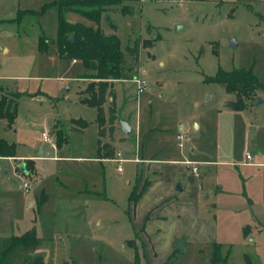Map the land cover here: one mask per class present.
Segmentation results:
<instances>
[{
	"label": "rangeland",
	"instance_id": "1",
	"mask_svg": "<svg viewBox=\"0 0 264 264\" xmlns=\"http://www.w3.org/2000/svg\"><path fill=\"white\" fill-rule=\"evenodd\" d=\"M8 1L0 5V87L19 99L15 130L2 126L1 136L16 145L15 158L44 149L59 160L33 163L31 176L15 173L12 159L4 162L0 198L8 206L0 213L14 212L2 233L33 229L50 242V264H211L215 244L224 245L221 258L230 251L227 264H264V0H104L92 6L101 31L121 43L125 74L146 84L142 93L135 83L114 85L121 123L136 127L138 120L140 126L138 133L116 137V151L126 160L121 172L112 161L96 160L95 109L81 103L83 89L98 81L57 54V8L51 5L58 0ZM65 19L98 27L77 14ZM39 37L46 50L39 49ZM135 46L136 55L125 51ZM234 70L251 71L263 85L252 94L258 106L232 110L237 97L210 82L217 72ZM79 121L88 123L83 132L73 130ZM48 124L60 133L43 131ZM180 128L191 137L183 149L175 141ZM42 131L58 151L43 143ZM153 159L166 183L190 179L202 190L180 199L196 209L198 220L179 209L147 236L138 232L144 209L165 187L139 202L144 167L134 160ZM186 159L205 163L198 166L199 179L168 163ZM149 177L160 182L157 174ZM24 183L27 193L20 189ZM181 239L186 244L174 250Z\"/></svg>",
	"mask_w": 264,
	"mask_h": 264
},
{
	"label": "trees",
	"instance_id": "2",
	"mask_svg": "<svg viewBox=\"0 0 264 264\" xmlns=\"http://www.w3.org/2000/svg\"><path fill=\"white\" fill-rule=\"evenodd\" d=\"M104 0H58L51 6L57 8V34L56 48L60 58L68 61L79 62L85 71L86 77L98 84L88 86L83 91L81 102L96 109V124L98 128V154L100 158L114 159L115 148L112 146L116 110L114 105V90L112 84L116 81L129 80L123 70L125 55L119 39L114 35H106L99 28L98 11L94 4ZM121 1V0H119ZM50 6L42 9V12ZM66 13L77 14L98 27L94 28L82 23H70L65 19ZM73 38V42L70 38ZM46 41L39 39V49L46 50ZM131 55H136V46L132 49L125 48ZM210 82L221 85L227 94L235 95L239 102H231L229 107L235 111L246 109L254 100L252 94L262 86L251 71L234 70L232 72L219 71ZM3 91L0 88V92ZM4 93V92H3ZM112 99L109 101V99ZM19 95L6 93L0 96V126L4 123L10 129L17 115ZM108 104V106H107ZM106 106V108H105ZM83 128L87 123L82 124ZM108 134L111 143H104L102 139ZM16 145L8 143L0 135V158H15ZM27 169L33 170V164L25 163ZM150 182H145L137 198L144 194ZM247 228L244 232L246 233ZM46 241L36 236L35 231L29 230L21 236L0 238V264H47L40 250ZM222 245L215 244L212 250L211 264H227L228 250L224 257H220Z\"/></svg>",
	"mask_w": 264,
	"mask_h": 264
},
{
	"label": "crops",
	"instance_id": "3",
	"mask_svg": "<svg viewBox=\"0 0 264 264\" xmlns=\"http://www.w3.org/2000/svg\"><path fill=\"white\" fill-rule=\"evenodd\" d=\"M9 1L8 0H0V5H2V4H6V3H8ZM2 10H4L3 8H1ZM7 21H9V19H7V20H5L4 22H7ZM3 22V23H4ZM1 26H3L2 24H0ZM41 37H39V39H40ZM3 53L4 54H7L8 53V51L3 47ZM3 54V55H4ZM69 65H71V67H73V66H76L78 63H77V61H75V60H72V61H69ZM81 65V64H80ZM82 67V66H81ZM136 71V70H135ZM85 72V71H84ZM139 72H140V70H139ZM136 73V72H135ZM83 73H81V74H79V76H78V80H81V79H79V77L82 75ZM143 76H145L146 74L145 73H141ZM135 78H137V75L136 76H134V77H131L129 80H122V81H116V82H114L113 84H112V88H113V90H114V85L116 84V83H120V82H130V83H134V80H135ZM1 79V78H0ZM158 85H160L159 83H157V86ZM160 87V86H159ZM0 88H2V87H0ZM3 89V88H2ZM83 91H84V89H83ZM3 92L4 93H13V92H9L8 90L7 91H5L4 89H3ZM3 92L1 93L0 92V96L1 95H3ZM83 93V92H82ZM114 94H115V98H114V105H115V110H116V122H115V125H114V133H113V140H112V143L110 142V138H109V135L108 134H106L105 135V137L102 139V141L104 142V143H111L112 144V146L115 148V141H116V137H117V135H119V132H120V135H122L124 138L125 137H127V136H131V135H133V134H135L136 133V131H137V133H138V130H140V126H138L137 124H138V120H137V123H136V127H131L130 125H128L127 124V126L131 129V134L130 135H126V134H124L123 132H122V130H121V126H120V123H121V120H120V118L118 117V115H117V103H116V92H115V90H114ZM39 98V96H37V97H35V99H38ZM31 99H33V98H31ZM82 99V98H81ZM112 99L110 98L109 99V101H111ZM82 103V102H81ZM83 104V103H82ZM251 105V104H250ZM137 106H138V104H137ZM252 106V105H251ZM17 110H18V107H17ZM95 115L97 116V112H96V109H95ZM96 116H95V119H94V122H95V125H96V128H97V124H96ZM16 118H17V115H16ZM16 118H15V121H16ZM80 122H85V123H87L86 121H79V122H76L74 125L76 126V128H74L73 130H76V131H79V132H83L87 127H84L83 128V126L82 125H79V123ZM15 123L16 122H14V124H13V126L10 128V129H6L5 128V125H4V123L0 126V135H1V127L3 126L4 128L3 129H5L4 131L5 132H11V131H14L15 130V128H14V126H15ZM88 124V123H87ZM51 128H54L55 129V131L56 132H58V133H60L59 132V129H58V126L57 125H55V124H53V125H51V124H48L47 125V128L45 129V130H43V131H47V130H49V129H51ZM35 129L36 130H39V128L37 127V125H35ZM180 130H181V132L183 131L182 130V128H180ZM43 131L41 132V134L43 133ZM137 136V135H136ZM177 136V135H176ZM176 136H175V141H176ZM2 137V136H1ZM188 137L190 138V140H189V142H191V137L188 135ZM3 139H5L4 137H2ZM106 138H108V139H106ZM6 140V139H5ZM42 140V139H41ZM7 141V140H6ZM97 141H98V128H97ZM188 142V143H189ZM9 143V142H8ZM44 143V142H43ZM176 143H177V141H176ZM187 143V144H188ZM14 144V143H13ZM45 145H47L48 146V144H46V143H44ZM43 144V145H44ZM97 144V143H96ZM58 144L56 145H53V147H51V146H49L50 148V150L52 149V151L53 152H56V151H58ZM187 146V145H186ZM45 147V146H44ZM41 148H42V146H41ZM18 149V148H17ZM118 151H116V148H115V157H114V159L115 158H120V159H122V160H125V159H123V158H121L120 157V153L118 152ZM195 152H196V148L195 147H190V149H189V153L190 154H195ZM96 153H97V159L96 160H98V161H102V160H107V161H112L113 162V160L114 159H104V158H100V156H99V154H98V145H97V148H96ZM47 154H49V152H47ZM12 159V161L11 162H13V166H14V169H15V164L17 165V168H19V166L21 165V164H24V166L26 165L25 163L26 162H30V163H36V162H45V161H53V160H59L58 158H49V157H46V152L44 151V149H41V150H39V153L38 154H34V155H28V156H25V157H23V156H17L16 158H0V175H6L7 174V172H8V168L7 167H5L4 165H5V163L4 162H10L9 160H11ZM187 161H189V162H191V163H196V161H194V159H186ZM246 160L247 161H251L252 159H251V157H250V159H247V156H246ZM16 161V162H15ZM125 162H126V160H125ZM134 162L135 163H137V164H141V165H143V167H144V169H143V171H141V176H140V179L142 178L143 179V184H142V186L144 185V183L145 182H150V184H149V186L147 187V189H146V191L144 192V194L143 195H141V197H139L140 199H139V202H141V201H143L146 197H148L149 196V194H150V192L153 190V189H156V188H160V187H165V191H164V193L163 194H160V195H156V197H154V198H152V199H150V202H149V205L147 206L146 205V207H145V209H144V215H143V217H144V220H143V224H142V227L139 229V231L138 232H140V234H146L147 236H148V233H151V232H154V230L156 229V228H160V227H162V228H164L165 227V224H166V222L168 221V219L170 218V217H173L174 216V214L175 215H177L178 214V210L179 209H181V211H182V213H190V214H193L194 215V219L195 220H198L197 219V215H196V209H195V212L193 211V208H191L190 207V209L189 208H185V207H183L182 206V203H180V199L182 198V199H185L184 197H186V199L187 200H190V198L189 197H192V196H194V197H198V195H199V192L202 190L201 189V185L199 184L198 186H197V184H195V183H193L190 179L187 181V183L186 184H184V183H180L181 184V186L183 187V189H184V191L182 192V193H177V192H175V190H174V188H175V184L173 183V181L172 180H169V183L167 182H165V181H163L164 179H165V175H164V173H163V168H158V167H156V165L155 164H157V162H156V160H150L149 162H147V163H144V162H142V161H139V160H134ZM114 164H116V165H118L117 163H115V162H113ZM168 163L170 164V166H173V165H175V166H181L182 168V170L183 169H185V171L186 172H188V173H191L192 174V172H191V167L190 166H188V165H185V163L184 162H181V161H177V160H174V161H168ZM212 163V162H211ZM213 164H216V163H213ZM203 165H205V163H203V164H200V165H197V167L198 166H203ZM242 165V164H241ZM244 166H247V167H250L251 166V163H246ZM4 167L6 168V173L5 174H3V169H4ZM16 170H18L19 171V169H15V173H17L16 172ZM26 171V170H25ZM184 171V170H183ZM20 172V171H19ZM27 174H30V176L32 175L31 174V170L30 169H28L27 171ZM143 172V173H142ZM198 173H199V168H198ZM18 175H19V173H17ZM21 174H22V172H21ZM36 174V173H35ZM148 174V175H147ZM149 174H157V176L159 177V179H160V182H158L157 180H150V177H149ZM24 175H26V174H24ZM37 175V174H36ZM193 175V174H192ZM144 176H145V178H144ZM193 177L194 178H197V179H199L200 178V174H199V176L198 177H195L194 175H193ZM37 179H38V175H37ZM141 179V180H142ZM142 188V187H141ZM20 189L22 190V188H21V186H20ZM221 189V191H223L222 190V188H220ZM85 193H88V192H85ZM154 193V192H153ZM153 193H152V195L151 196H153ZM82 194V193H81ZM155 194H156V192H155ZM185 195H188L189 197L187 198V196H185ZM194 201H196V200H194ZM184 202H186V201H184ZM5 205V207H7L8 206V203H7V200L6 199H3V198H0V208L1 207H4V205ZM36 204H37V202H36ZM35 204H31L30 206L32 207V206H34ZM188 207V206H187ZM10 208H8V209H6L5 210V212H6V214L5 213H0V238H6V237H11V236H16V237H18V236H21L22 234H24L25 232H27V231H29L30 229H27L26 231H24V232H22L21 234H18V235H15V234H13V233H11L10 231H8V233H2L3 232V230L4 229H1V228H4V226H5V223L7 222L8 223V219H9V216H11V214L14 212V210L11 208V213L9 214V213H7V211L9 210ZM9 212V211H8ZM194 212V213H193ZM176 217H178V215L176 216ZM12 219V221L14 222V221H16V215L13 217V218H11ZM10 225H11V223H10ZM159 230V229H158ZM157 230V231H158ZM244 230H245V228H244ZM244 230L242 231V234L246 237L247 235H248V232H249V229L247 228V230H246V233L244 232ZM137 232V233H138ZM39 238V237H38ZM40 239H43V240H45L46 241V243H45V245L43 246V248L40 250V252L41 253H43V255L44 254H46V257H45V259L47 258L48 259V255H47V250H48V247H49V241L48 240H46V239H44V238H40ZM148 239H149V237H148ZM151 241V240H150ZM149 244H151L152 245V243L150 242ZM186 244V240H184V244H183V246ZM221 245V244H220ZM222 246H224V245H222ZM173 249L174 250H176L175 248H174V246H173ZM45 260V263H47V264H50V262L48 261V260ZM148 261V260H147Z\"/></svg>",
	"mask_w": 264,
	"mask_h": 264
},
{
	"label": "built area",
	"instance_id": "4",
	"mask_svg": "<svg viewBox=\"0 0 264 264\" xmlns=\"http://www.w3.org/2000/svg\"><path fill=\"white\" fill-rule=\"evenodd\" d=\"M134 83L137 85L139 93H142L144 91V89L146 88V84L144 82H139L138 80H134ZM41 139L44 143L53 147V141L49 138V136L45 132H43L41 134ZM189 140H190V138L184 132H180L176 136L177 146L179 149L185 148L187 143L189 142ZM247 159H250L249 155H247ZM113 162L118 164L117 170H118V172H121L122 171L121 165L125 162V160H122L120 158H118V159L115 158L113 160ZM185 165H188L191 167V172L195 177L199 176L197 164L191 163V162H185ZM21 188L25 193H27V191L29 190V185L27 183H24L21 186Z\"/></svg>",
	"mask_w": 264,
	"mask_h": 264
},
{
	"label": "water",
	"instance_id": "5",
	"mask_svg": "<svg viewBox=\"0 0 264 264\" xmlns=\"http://www.w3.org/2000/svg\"><path fill=\"white\" fill-rule=\"evenodd\" d=\"M70 41L73 42V38H72V37L70 38ZM259 103H261V101H260L259 99L255 98L253 101H251L250 104H251L252 106H258ZM120 126H121V130H122V132H123L124 134H126V135H130V134H131V129L127 126V124H125V123H120ZM18 169H19L20 172H22V173H24V174H27V172L25 171V166H24V164H21V165L19 166ZM5 173H6V168L4 167V169H3V174H5ZM174 190H175V192H177V193H182V192L184 191V189H183V187L181 186L180 183H177V184L175 185ZM183 244H184V239H181V240H179L178 242H176V243L174 244V248H175L176 250H182V248H183Z\"/></svg>",
	"mask_w": 264,
	"mask_h": 264
}]
</instances>
